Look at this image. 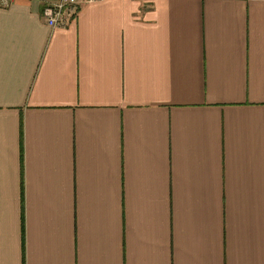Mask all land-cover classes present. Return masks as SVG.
I'll return each mask as SVG.
<instances>
[{"label":"crops","instance_id":"crops-1","mask_svg":"<svg viewBox=\"0 0 264 264\" xmlns=\"http://www.w3.org/2000/svg\"><path fill=\"white\" fill-rule=\"evenodd\" d=\"M0 264H264V0H0Z\"/></svg>","mask_w":264,"mask_h":264},{"label":"built area","instance_id":"built-area-1","mask_svg":"<svg viewBox=\"0 0 264 264\" xmlns=\"http://www.w3.org/2000/svg\"><path fill=\"white\" fill-rule=\"evenodd\" d=\"M10 0H1L2 5H8ZM41 4V14L50 27L62 25L66 17L71 16L83 2L94 0H38Z\"/></svg>","mask_w":264,"mask_h":264}]
</instances>
